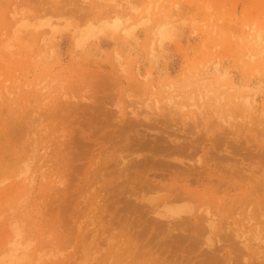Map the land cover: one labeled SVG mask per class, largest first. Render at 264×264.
<instances>
[{"label":"rangeland","instance_id":"1","mask_svg":"<svg viewBox=\"0 0 264 264\" xmlns=\"http://www.w3.org/2000/svg\"><path fill=\"white\" fill-rule=\"evenodd\" d=\"M208 238L206 264H264V0H0V264Z\"/></svg>","mask_w":264,"mask_h":264},{"label":"bare ground","instance_id":"2","mask_svg":"<svg viewBox=\"0 0 264 264\" xmlns=\"http://www.w3.org/2000/svg\"><path fill=\"white\" fill-rule=\"evenodd\" d=\"M124 3V2H123ZM122 3V9H123V7L124 6H126V5H124ZM118 4H120V3H118ZM118 5H116V9L117 10H120L121 8L119 7ZM175 8H177V7H173V9H175ZM115 9V13H116V15L118 14V12H116L117 10ZM121 9V10H122ZM120 10V11H121ZM178 11V10H177ZM120 14H124L123 13V11H122V13L121 12H119ZM177 13V12H176ZM119 15V14H118ZM226 124V123H225ZM228 125V124H227ZM228 127V126H227ZM159 132H157L156 134H158ZM161 133V132H160ZM226 135V134H225ZM224 136V135H223ZM166 138V137H165ZM215 138V137H214ZM238 139H236L235 137H230V136H228V135H226V136H224V137H216V139H214L215 141L213 142V147H212V150L213 151H216V153L218 154V155H222L223 156V152H221V151H225L227 154V156H229V157H233V158H236V157H238V155L237 154H232L234 151H236V150H238L237 149V145H238V143H239V136L237 137ZM172 141V143L175 145V146H173V147H167V148H170V149H167L168 151H171L170 153H174V152H176L178 155L176 156V154H175V156H176V158H174L173 160H176V159H180V162L182 161V158L179 156L181 153H182V155H184V152L183 151H186L187 149H189L190 147L188 146L189 144H190V146L191 147H193V146H195V142L191 139V140H189V141H186V140H179V139H175V140H171ZM188 143V145H186ZM221 144V146L223 147V150H220V148L222 149V147L221 146H219ZM223 144V145H222ZM217 146H219V150H217ZM242 146V145H241ZM263 147V146H262ZM159 148H161V147H159ZM158 149V148H157ZM162 149V148H161ZM191 149V148H190ZM160 150V149H159ZM166 151V150H165ZM172 151H174V152H172ZM182 151V152H181ZM187 152V151H186ZM185 152V153H186ZM248 154V153H247ZM247 154H245L246 156L245 157H247L248 158V156L250 155H247ZM170 155V154H169ZM209 155V154H208ZM210 156V155H209ZM169 157H171V156H169ZM174 157V156H173ZM172 157V158H173ZM183 157V156H182ZM217 157V156H216ZM229 157H227V158H229ZM244 157V158H245ZM253 157V156H252ZM251 157V155H250V158H252ZM171 158V159H172ZM210 158H213V156L211 155L210 156ZM215 158V157H214ZM243 157H242V159H244ZM156 159V158H155ZM170 159V158H169ZM237 159V158H236ZM232 160V159H231ZM259 160V159H258ZM172 162V161H171ZM182 163V162H181ZM183 163H184V161H183ZM222 163V162H221ZM220 163V164H221ZM184 165V164H183ZM170 168V167H169ZM228 169V168H227ZM232 169H234V167H232ZM221 170V169H220ZM221 171H223V170H221ZM213 174L215 175V176H221V174H220V171H217V172H213ZM197 175V174H196ZM225 175L223 174V177H224ZM123 184V183H122ZM130 187V186H129ZM139 188V187H138ZM133 193V192H132ZM224 208H225V206H224ZM234 208V207H233ZM244 208H246L245 206H244ZM163 214V213H162ZM160 215V214H159ZM188 215V214H187ZM157 216V215H156ZM161 217H163V218H165V219H167L166 221L169 223V230H170V224L172 223L173 224V221L174 220H177V219H190V217L188 216V217H186V216H180V217H170V216H168V217H166V216H164V215H161ZM160 217V218H161ZM106 219V218H105ZM188 219V220H189ZM202 218L200 217V220H201ZM209 219V218H208ZM207 219V220H208ZM155 220V219H154ZM173 220V221H172ZM199 220V218H195V221H198ZM205 220V219H204ZM190 221V220H189ZM214 221V220H213ZM160 222V221H159ZM163 222V221H162ZM200 222V221H199ZM208 222V221H207ZM210 222V221H209ZM201 223V222H200ZM211 223V222H210ZM210 223H207V225L208 224H210ZM213 223V222H212ZM184 225V224H183ZM205 225V227H207V225H206V223L204 224ZM211 225V224H210ZM209 226V225H208ZM173 227V225L171 226V228ZM210 227H212V226H210ZM107 229H108V227H107ZM185 229V228H184ZM196 229V228H195ZM225 229H227V228H225ZM225 229H223V230H225ZM229 229V228H228ZM174 230V229H173ZM211 230V229H210ZM230 230V229H229ZM175 231V230H174ZM177 231V230H176ZM181 231V230H180ZM184 231V230H183ZM226 231V230H225ZM233 231V230H232ZM232 231H229V232H231V233H234V232H232ZM238 232V231H237ZM106 233V232H105ZM189 233V232H188ZM187 233V234H188ZM226 233V232H225ZM174 234V233H173ZM186 234V235H187ZM125 235V234H124ZM207 235V234H206ZM228 236H229V234H228ZM239 236V235H238ZM237 236V238H239ZM230 237V236H229ZM242 240V239H241ZM123 241V240H122ZM125 241V240H124ZM218 241V240H217ZM219 241H221V240H219ZM132 242V241H131ZM206 242V241H205ZM207 242H208V249L206 250V252L204 253V255L202 254V255H200V256H202V257H199V254H197V253H195L194 251L193 252H189V253H185V252H181V253H179V255L184 259V258H188L189 259V261L191 260V258L192 257H194L195 259H196V261H194V262H196L195 264H206L205 262H204V260H206L207 262H209V263H211V261H216V262H218L219 260H218V257L217 256H219L220 257V255H221V253H220V250H217V248L219 249V246L217 245V244H215L214 243V241H212L211 239H207ZM243 242H245V241H242V243L241 244H243ZM220 243V242H219ZM218 243V244H219ZM136 244V243H135ZM206 244V243H205ZM125 245H126V247L128 248V250L130 249V245H129V243H126V241H125ZM246 245V244H245ZM134 246V245H133ZM216 246H218L217 248H216ZM139 248V247H138ZM247 248V247H246ZM137 249V248H136ZM136 249H134L135 251H133V253H130V254H127L126 255V257H127V259L130 257L132 260H133V258L134 259H137V258H135L134 256H137L139 253H138V251L136 250ZM142 249V248H141ZM151 249V248H150ZM115 250V249H114ZM131 250V249H130ZM139 250V249H138ZM192 250H194V249H192ZM139 251H141V250H139ZM183 251V250H182ZM149 252V251H148ZM147 252V253H148ZM180 252V251H179ZM144 253H146V250H144V252H142L141 251V253H140V255H138V256H141V257H143L144 258V260L143 261H145L146 260V262L148 263V264H175V263H172V262H170L169 261V257H174V258H176V254L174 253V254H172V250L171 251H169V253H164L162 256H161V253H156V252H153V253H148V254H150L149 256L147 255V254H145L144 255ZM208 254V255H207ZM137 256V257H138ZM146 256H148V258H145ZM204 256H205V259H204ZM143 258H140V259H143ZM185 259V260H186ZM218 260V261H217ZM233 260H234V257H233ZM246 259H244V261H245ZM188 261V262H189ZM133 263V262H132ZM136 263V262H135ZM137 263H139V262H137ZM246 263V262H245ZM247 264H249V263H247Z\"/></svg>","mask_w":264,"mask_h":264}]
</instances>
